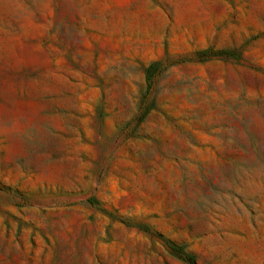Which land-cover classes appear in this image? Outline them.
Segmentation results:
<instances>
[{
	"label": "rangeland",
	"instance_id": "obj_1",
	"mask_svg": "<svg viewBox=\"0 0 264 264\" xmlns=\"http://www.w3.org/2000/svg\"><path fill=\"white\" fill-rule=\"evenodd\" d=\"M166 240L264 264V0H0V264Z\"/></svg>",
	"mask_w": 264,
	"mask_h": 264
},
{
	"label": "trees",
	"instance_id": "obj_2",
	"mask_svg": "<svg viewBox=\"0 0 264 264\" xmlns=\"http://www.w3.org/2000/svg\"><path fill=\"white\" fill-rule=\"evenodd\" d=\"M211 52L212 51L208 49L206 51H201L197 54L200 56H205ZM213 54H215L216 56L222 57V58H236L237 53L234 50H220V51H216ZM160 64H161L160 62H153L146 68L145 73H146V81H147L148 86L150 85V82L152 78L154 77V73L157 70V68L160 66ZM166 246L169 248L172 255L176 257L177 259L183 262H186L188 264L195 263L194 257L186 251L184 246L176 245L169 241L167 242V240H166Z\"/></svg>",
	"mask_w": 264,
	"mask_h": 264
}]
</instances>
